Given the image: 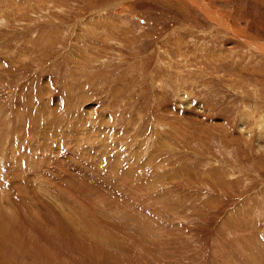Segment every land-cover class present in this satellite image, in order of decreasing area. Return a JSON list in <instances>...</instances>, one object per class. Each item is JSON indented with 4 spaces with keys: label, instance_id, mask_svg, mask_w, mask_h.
Listing matches in <instances>:
<instances>
[{
    "label": "rangeland",
    "instance_id": "rangeland-1",
    "mask_svg": "<svg viewBox=\"0 0 264 264\" xmlns=\"http://www.w3.org/2000/svg\"><path fill=\"white\" fill-rule=\"evenodd\" d=\"M0 264H264V0H0Z\"/></svg>",
    "mask_w": 264,
    "mask_h": 264
},
{
    "label": "built area",
    "instance_id": "built-area-1",
    "mask_svg": "<svg viewBox=\"0 0 264 264\" xmlns=\"http://www.w3.org/2000/svg\"><path fill=\"white\" fill-rule=\"evenodd\" d=\"M135 18H136V20H138L139 23L141 22V24L146 23L145 18H142L141 16H135ZM80 108H81V107H80ZM80 108H79V109H80ZM91 110H92V113H93V108H92ZM179 111H180V110H179ZM111 118H112V116H111ZM101 128H103V125L101 126Z\"/></svg>",
    "mask_w": 264,
    "mask_h": 264
}]
</instances>
